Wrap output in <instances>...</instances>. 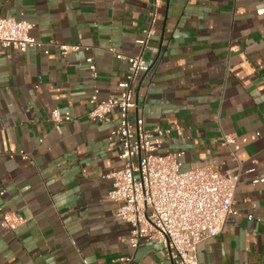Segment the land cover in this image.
<instances>
[{"label": "crops", "instance_id": "crops-1", "mask_svg": "<svg viewBox=\"0 0 264 264\" xmlns=\"http://www.w3.org/2000/svg\"><path fill=\"white\" fill-rule=\"evenodd\" d=\"M152 3L0 0V17L32 23L41 44L0 45V207L27 221L0 226V264H176L155 242L131 247L106 178L125 166L108 140L120 112L89 117L96 89L100 101L121 97L129 64L111 50L141 53ZM156 10L144 53L154 63L134 83L129 120L164 130L161 153H181L183 170L240 174L237 215L199 245L200 264H264V0H159ZM63 44L80 50L64 57ZM55 109L72 120L54 124Z\"/></svg>", "mask_w": 264, "mask_h": 264}, {"label": "built area", "instance_id": "built-area-1", "mask_svg": "<svg viewBox=\"0 0 264 264\" xmlns=\"http://www.w3.org/2000/svg\"><path fill=\"white\" fill-rule=\"evenodd\" d=\"M150 3L155 8L143 39L138 41L141 53L124 58L111 50L117 58L128 61L129 73L120 84L122 94L119 99L100 101L96 89L93 100L95 108L89 117L107 121L109 114L118 109L119 126L110 133V146L120 145V158L125 160L121 170L108 174L112 182L110 199L118 204L116 217L131 226L129 242L137 249L141 240L155 242L162 247L167 258L176 264H200L198 247L204 241L221 234L231 216H236L234 199L240 184V174L220 173L213 167L183 170L182 154L161 153L166 132L157 127L148 129L144 119L135 124L129 120V110L134 106L132 90L138 76L149 69L154 61L147 62L144 53L149 50V42L155 35L157 3L159 0H138ZM34 25L23 18L0 17V45L25 53L29 48L41 44L31 35ZM62 56L78 52L79 45H60ZM93 79L98 78L96 62L87 59ZM72 120L69 112L59 109L51 113V121L60 125ZM235 143L232 136L224 138L223 145L231 147ZM24 159L28 156L20 152ZM22 216L5 211L0 207V226L15 232L26 224ZM130 264L132 257L119 260Z\"/></svg>", "mask_w": 264, "mask_h": 264}]
</instances>
